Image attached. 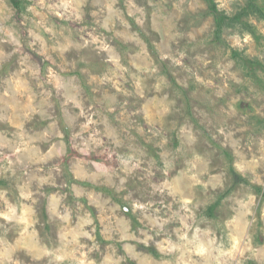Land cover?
<instances>
[{"label": "clouds", "instance_id": "obj_1", "mask_svg": "<svg viewBox=\"0 0 264 264\" xmlns=\"http://www.w3.org/2000/svg\"><path fill=\"white\" fill-rule=\"evenodd\" d=\"M0 264H264V0H0Z\"/></svg>", "mask_w": 264, "mask_h": 264}]
</instances>
